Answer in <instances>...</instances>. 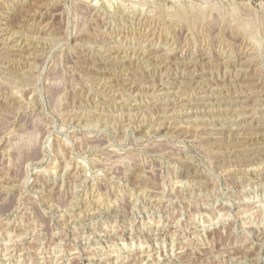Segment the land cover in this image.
<instances>
[{"label":"rangeland","instance_id":"obj_1","mask_svg":"<svg viewBox=\"0 0 264 264\" xmlns=\"http://www.w3.org/2000/svg\"><path fill=\"white\" fill-rule=\"evenodd\" d=\"M0 264H264V0H0Z\"/></svg>","mask_w":264,"mask_h":264},{"label":"bare ground","instance_id":"obj_2","mask_svg":"<svg viewBox=\"0 0 264 264\" xmlns=\"http://www.w3.org/2000/svg\"><path fill=\"white\" fill-rule=\"evenodd\" d=\"M82 244V243H81ZM239 253V252H238ZM236 256V255H235ZM238 257V256H237ZM76 260V259H75Z\"/></svg>","mask_w":264,"mask_h":264}]
</instances>
